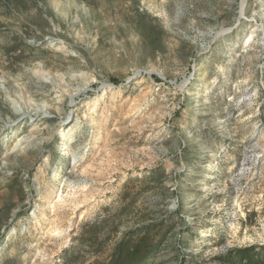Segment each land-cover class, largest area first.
<instances>
[{
    "label": "rangeland",
    "instance_id": "rangeland-1",
    "mask_svg": "<svg viewBox=\"0 0 264 264\" xmlns=\"http://www.w3.org/2000/svg\"><path fill=\"white\" fill-rule=\"evenodd\" d=\"M143 237L264 243V0H0V264Z\"/></svg>",
    "mask_w": 264,
    "mask_h": 264
},
{
    "label": "trees",
    "instance_id": "trees-1",
    "mask_svg": "<svg viewBox=\"0 0 264 264\" xmlns=\"http://www.w3.org/2000/svg\"><path fill=\"white\" fill-rule=\"evenodd\" d=\"M156 251L157 246L153 247L146 237L135 245L123 242L115 248L108 264H152ZM218 259L223 264H264V243L230 248Z\"/></svg>",
    "mask_w": 264,
    "mask_h": 264
},
{
    "label": "bare ground",
    "instance_id": "bare-ground-1",
    "mask_svg": "<svg viewBox=\"0 0 264 264\" xmlns=\"http://www.w3.org/2000/svg\"><path fill=\"white\" fill-rule=\"evenodd\" d=\"M68 148H69V146H68Z\"/></svg>",
    "mask_w": 264,
    "mask_h": 264
}]
</instances>
